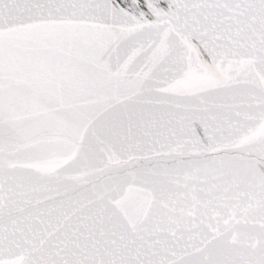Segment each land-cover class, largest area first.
<instances>
[{"label":"snow or ice","instance_id":"1","mask_svg":"<svg viewBox=\"0 0 264 264\" xmlns=\"http://www.w3.org/2000/svg\"><path fill=\"white\" fill-rule=\"evenodd\" d=\"M0 264H264V0H0Z\"/></svg>","mask_w":264,"mask_h":264}]
</instances>
